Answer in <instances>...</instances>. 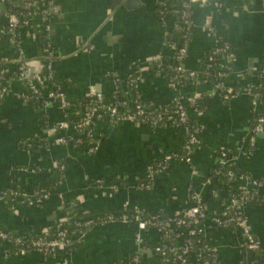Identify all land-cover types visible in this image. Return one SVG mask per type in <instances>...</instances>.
Wrapping results in <instances>:
<instances>
[{"label":"crops","instance_id":"1","mask_svg":"<svg viewBox=\"0 0 264 264\" xmlns=\"http://www.w3.org/2000/svg\"><path fill=\"white\" fill-rule=\"evenodd\" d=\"M177 1L50 0L48 39L56 55L52 76L70 103L89 93L91 86L108 95L115 85L124 86L131 75L137 77L139 96L156 105L180 94L191 98L211 93L212 100L204 111L194 113L203 131L202 143L193 149L190 161H171L149 187L138 188L136 182L152 160L178 151L185 131L183 127H151L136 121L99 124L102 132L95 135L98 143L91 153L56 144L53 129L47 130L45 144L27 151L18 143L29 134L42 136L43 132L39 131L38 112L33 105L16 96L22 85L14 81L0 101V223L38 232L69 210L118 208H146L172 218L192 205L188 197L191 190L203 200L205 217L201 229L209 245L224 263L240 261L237 232L212 221V213L222 209L224 191L208 172L223 147L228 158L250 175H264V129L252 144L249 142L252 119L264 111V0L190 2L192 30L181 65L196 75L179 87L153 68L155 62L163 61V55L172 52L165 36L176 25L173 13L162 12L159 4ZM5 23L1 16L0 24ZM220 37L234 54L225 85L236 88V94L225 100L217 96L201 73L203 54ZM21 50L27 78L46 95L53 81L42 77L44 64L38 56L35 31L30 28L21 29ZM3 58L8 63L19 60L8 34L0 35V59ZM258 88L262 91L256 94ZM43 112L49 123L62 125L64 109L58 101L47 104ZM57 166L63 169V175L42 203L14 210L4 206L3 197L12 182L19 191L31 195L35 183ZM113 179L122 184H111ZM255 192L261 201L246 202L243 215L264 251V183ZM158 239L156 227L140 229L134 223L113 220L91 227L69 252L58 248L48 256L36 251L7 254L9 245L1 243L0 264H123L131 254L141 264H171L153 250Z\"/></svg>","mask_w":264,"mask_h":264},{"label":"trees","instance_id":"2","mask_svg":"<svg viewBox=\"0 0 264 264\" xmlns=\"http://www.w3.org/2000/svg\"><path fill=\"white\" fill-rule=\"evenodd\" d=\"M183 4V0H178L174 3H166L165 5H162L161 3L159 4V8L162 12L171 11L173 13L176 18V25L172 28V30L167 32L165 36V40L173 48L172 52L169 55H163V61L155 62L153 66L154 69L162 71L169 82H171V80H176V86L184 85L188 82V80L192 79L196 75V72L193 73L194 75H188L191 70L183 69L180 72L176 70V67L181 66L177 50L183 45L188 44L189 41L185 39V35L188 29L192 30L190 3H187L186 7H184ZM49 6L50 0H6L0 4V9L3 10L5 18L10 14L17 17L19 23L16 27V31L17 39L20 41L22 28H30L35 31L38 56L42 59L44 64L42 76H49L48 80L53 81V85L49 91L55 92L60 90L59 85H57L56 81H54L51 69L48 68V64L52 63L56 58L54 48L48 39V30L51 26V22L48 19L50 16ZM183 10H187L189 18L182 19ZM23 20H26L27 23L23 24ZM188 21L191 22V25ZM8 26L9 23L7 22V19L5 24H0V29H2V31H0V35L7 33ZM225 43V40L220 37L214 47L205 51L203 54L201 73H206V76H203V74L202 76L209 82L211 87L219 81H225L227 74H229L232 68V63H228L229 67H226V63L221 60V55L217 53L214 54L212 59H208L209 54L214 50V48L222 47ZM13 46L16 54L19 55L17 47L15 45ZM25 60L26 59L24 57L23 61ZM20 65L21 60H17L14 63H8L4 58L0 59V75H3V78L0 80V86H6L7 79H10L11 83L14 81L20 83L22 85L21 92L24 95L29 96L28 101L38 112V119L40 122L39 131H42L43 135L41 136L39 133H32L18 143L20 147L27 151L35 150L45 144L44 136H47V130L53 129V139L58 137L65 139V142L60 144H67L71 147L80 149L83 152L91 153L96 149L98 143L95 135L102 132L99 124L110 125L116 122L112 120V118L114 119L116 115H112L106 106L120 105V112L117 114L122 116L135 110L136 101H141L145 108L144 113L149 118L155 115V119H157L155 125H151L149 121L146 122V124L151 127H161L166 125L172 128L186 127V131L184 130V139L182 140L177 152H184L183 144L185 143L189 133H195V135L200 139V143L197 145H191L192 148L198 147L202 143L201 133L203 131V127L197 119L198 117L194 116V113L204 111L209 102L212 100L213 95L211 93L201 94L191 98H187L185 95L180 94V102H183L184 109L187 113L185 121H181L179 119V113L174 114V109L178 106L175 99H171L162 105H156L144 100L137 93L135 82L131 81L132 77L134 78L135 76L131 75L125 80L124 86L117 84L112 88L108 95L101 94V102L97 101L96 96L90 93L85 94L75 102H69L68 106L64 108L63 123L60 127H58L56 124L54 125L49 123L43 112L44 107L52 102L53 99H50L47 94H43L42 91L35 93L32 92L28 84H25L23 80L18 78ZM219 71L226 72V75L218 76L217 72ZM230 89L231 91H228L226 88L218 91L216 90L217 96L225 100L226 98L223 96L224 93L228 92L231 94L236 90L234 87ZM261 91L262 89L258 88L256 90V94ZM4 97L5 96H3V98ZM90 110L93 111V113H90ZM88 113H90L89 120L86 124H83V121L89 115ZM158 114H160V118H157ZM257 115L264 116V111L258 113ZM255 116L252 119V127L255 123ZM68 128L69 130H67ZM199 131H201V133H198ZM249 148L250 146L247 144L246 150ZM161 157L152 160L150 167L156 168ZM63 163L64 161H59V164ZM218 170L220 171L219 174L216 173ZM229 171L231 174H228ZM208 174L209 176L214 177L215 182L221 185V189L224 191L222 209L218 212L212 213V221L216 223L213 218L217 219V225L233 229L240 237L239 252L241 259L237 264H249V258L255 264H264V251L262 250L261 244L250 232L252 235V241L257 246L255 248L248 247V241L246 242V239L242 236V229L238 224L240 219H233L234 208L228 207V204L226 203L230 196L240 193V188L237 186V177L239 175H249L255 178H260V176L257 177L250 175L248 171L239 167L235 160L224 164L219 163L217 160L214 167L208 172ZM62 175L63 169H60L59 166L53 168L46 177L35 183L33 193L31 195L39 196L41 194H51ZM159 175L160 173H154L153 175L144 173L143 176L136 182V186L138 188L149 187L152 184L153 179ZM111 182V184H114L115 186L122 184L119 179H113ZM191 194L192 191L189 190L188 197L190 200ZM26 197V194L19 191L16 183L12 182L11 187L3 197L4 206L10 210H14L19 206H35L28 205ZM261 199V196L257 195L254 190L253 192L251 191L246 201L254 202L259 200L261 201ZM187 209L178 212L172 218L162 212H151L146 208L104 209L91 212L69 210L63 216L50 222L46 227H44L43 231L38 232H25L18 227H9L0 223V233H5L8 237H11V241L6 240V238H0V244L6 243L9 245L8 250H6L7 254H15V252L20 248H24L27 254L34 251L35 247L33 242L37 240H40L42 243L55 241L59 238L58 232L65 231V237L69 239V243L64 247V250L69 252L79 245L80 236L97 224L120 220L123 216H126L129 219H134L135 216L142 219L155 217V220L159 221L160 225L156 227L159 231V239L153 245V250L156 246H163V254L155 251L163 260H167L171 264H226L221 261L214 247L209 245L208 239L203 236L201 225L204 221V217H198L196 218V221H194L184 215V212ZM243 216L244 215H241V220H243ZM177 218L183 219L185 223L183 225L168 223L170 220H175ZM226 219H228L227 222H225ZM16 239H18V242H14ZM206 246H208V248ZM51 253H54V251H49L47 254L42 255L48 256L51 255ZM178 255L184 260L181 261L178 259ZM123 264L141 263L137 260L135 254H131Z\"/></svg>","mask_w":264,"mask_h":264},{"label":"built area","instance_id":"3","mask_svg":"<svg viewBox=\"0 0 264 264\" xmlns=\"http://www.w3.org/2000/svg\"><path fill=\"white\" fill-rule=\"evenodd\" d=\"M3 1H6V0H0V4ZM183 1H184L183 5H184V7H186L187 3H190L191 1H194V0H183ZM1 16H3L5 18V14L3 13V10L0 9V17ZM185 18H189V14H188L187 10L182 11V19H185ZM5 19H7V22L9 23L8 30H7L6 34H8L9 37L11 38L13 45H15L17 47L18 53H19L18 59L21 60V65L19 66L18 78L20 80H23L25 84H28V86L32 92H34V93L40 92L41 90L39 89V86L27 78L25 61H23L24 56H23L22 50H21V41L19 39H17L16 27H17L19 21H18L17 17L13 14H10ZM22 23L26 24L27 21L23 20ZM188 23L191 25L190 21H188ZM0 31H2V29H0ZM190 36H191V30L188 29L187 33L185 35V39L187 41H189ZM218 39H220V38H218ZM186 47H187V45H183L182 47H180L177 50V55H178V58L180 59V62H181L183 56L185 55ZM216 53L221 55V60L224 63H226V67L227 66L229 67L228 63H233L234 54H233V51L231 50V48L229 47V45L227 43H225L224 46H222V47L214 48V50L209 54L208 59H212L214 54H216ZM52 54H53V52H52ZM51 65H52V63L48 64L49 69H51ZM183 69L184 68L182 67V65L176 67V70L179 72ZM194 72L195 71L191 70L188 73V75H190V76L194 75L193 74ZM202 74H203V76H206V73H202ZM217 75L218 76H225L226 72L219 71V72H217ZM42 77L45 79L49 78V76H46V77L42 76ZM2 78H3V75H0V80ZM136 80H137V77H134V78L132 77V79H131L132 82H135ZM6 81H7L6 86H0V101L3 98V96H5L10 91L9 86L11 84V80L7 79ZM170 83L172 85L176 86V80H171ZM177 87H179V86H177ZM224 88H226L228 91H231V89L225 85V81H219L215 85H213V89L215 91L216 90L218 91V90L224 89ZM89 93L95 95L97 101H100V102L102 101L101 93L94 90V88L92 86L89 87ZM235 94H236V91L232 92L231 94L226 92L223 94V96H224V98L228 99V98H232ZM47 95L50 99L58 101L60 104V107H62L63 109L66 108L69 104V102L64 99L60 90H57L55 92L49 91L47 93ZM16 96L21 98L24 101H28V99H29V96L24 95L22 92L19 94H16ZM174 99L178 103V106L176 107V109H174V114L179 113V119L181 121H185L187 113H186V110L184 109L183 102H180L181 100H180L179 96L174 98ZM106 107L112 115H116L114 119L112 118V120H114L116 122L136 121V122H140V123L145 122L144 124H146V122L149 121L151 125H155V123L157 122V119H155V115L152 116L151 118H149L144 113L145 108H144V105L141 103V101H136L134 111L128 112L122 116H119L117 114L118 112H120V105H118V106L117 105H108ZM90 113H93V111L90 110ZM90 113H88L89 115L85 118V120L83 121V124H86L88 122ZM157 118H160V114L157 115ZM183 128L186 131V127L184 126ZM263 129H264V116L256 115L255 116V123H254L253 127L251 128V132L253 134H252V137L250 138V141H249L250 144L253 143L255 136L257 134H259ZM198 133H201V131H199ZM53 141L56 144H60V143H64L65 139L62 137H58V138H54ZM198 143H200L199 137H197L195 135V133H193V134L189 133L188 137L186 138L185 143L183 144V149H184L183 153L174 152V153H168V154L163 155L161 157V159L158 161L156 168L155 167L151 168L149 166L146 170V173H148L150 175H153L154 173H162L167 169L169 163L173 160H184L186 162H189L191 152L194 149V148H192L191 145H197ZM230 161L231 160L228 158L225 148L220 147L218 150V162L221 164H224V163H229ZM216 173L219 174L220 171L218 170V171H216ZM228 174H231V172L229 171ZM237 178L239 181L237 186H239V188H240V193L230 196L229 199H227L226 203L228 204V207L234 208L233 219H238V220L240 219L238 224H239V226H241L242 236L246 239V242L248 241L247 242L248 247L249 248H255L257 245L252 241V235L250 233V230L245 223L244 216H243V220H241V215H243V207H244L245 203L247 202L246 199H248L251 191L253 192L256 187H258L264 183V175L260 176V178L251 177L249 175H239ZM208 181H209V179H208ZM97 182L99 183L100 181L97 180ZM47 197H48V194H41L39 196H34V195L28 194L26 197V201H27L28 205H38ZM191 198H192V205L184 212V215L186 217L194 220V221H196V218H198V217H205V208H204L203 200H202L200 194L196 193V192H192ZM213 220L216 223L218 222V220L215 218H213ZM120 221H123L125 223H134L140 229L146 228L147 226L157 227L158 225H160V222L156 221L155 217H148V218L142 219V218H138V216H135L134 219H129L128 217L123 216L120 219ZM227 221H228V219L225 220V222H227ZM168 223H175V224L183 225L185 222L183 219L177 218L175 220H170ZM58 237L59 238L57 240L51 241L49 243H42L40 240L33 242V245L35 247L34 251H37L40 254H47V252H49V251L53 252L58 248H64L69 243V239L65 237V231H59ZM0 238H3V239L6 238V240L11 241V237H8L5 233H0ZM137 238L140 239L139 235ZM14 242H18V239H16ZM49 246H50V248H49ZM239 246H240V243H239ZM206 247L208 248V246H206ZM154 251L163 254L164 247L163 246H156V247H154ZM15 254L25 255L26 251L24 248H20L15 252ZM178 259H180L181 261L184 260L179 255H178ZM249 264H255V263L249 258Z\"/></svg>","mask_w":264,"mask_h":264},{"label":"water","instance_id":"4","mask_svg":"<svg viewBox=\"0 0 264 264\" xmlns=\"http://www.w3.org/2000/svg\"><path fill=\"white\" fill-rule=\"evenodd\" d=\"M127 1H130V0H127Z\"/></svg>","mask_w":264,"mask_h":264}]
</instances>
